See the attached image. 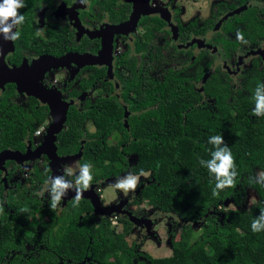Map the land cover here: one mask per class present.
<instances>
[{
    "label": "flooded vegetation",
    "instance_id": "obj_1",
    "mask_svg": "<svg viewBox=\"0 0 264 264\" xmlns=\"http://www.w3.org/2000/svg\"><path fill=\"white\" fill-rule=\"evenodd\" d=\"M63 58L62 66L49 68L38 80L37 61L48 65ZM37 80L44 88L40 100L18 88L21 81L29 91ZM160 89L169 103L182 93L189 108L218 113L225 91L233 112L239 108L250 118L264 112V0H0V135L13 125L25 126L26 132L16 148L9 147L10 140L0 142V154H18L0 163V264H73L61 257L62 232L73 237V201H78L73 187H93L101 205L122 203L121 210L154 220L151 232L158 235H149L146 224L135 226L122 214L111 221L94 214L91 206L97 224L110 220L119 232L120 219L131 224L128 237L137 238L131 243L137 246L135 264L150 256L139 247L162 243L160 221L168 223L171 249L186 225L202 231L203 219L188 224L150 206L152 212L141 213L142 192L153 182L150 170L131 172L141 147L161 143L158 129L165 126L202 125L180 122V109L168 115L178 122L160 123ZM50 104L65 111L54 146ZM37 112L44 121L28 127ZM73 114L83 129L74 154ZM87 143L119 146L121 156H112L124 170H97L96 179L92 166L83 168L88 174L78 184L70 158ZM129 174L141 179L134 189L132 183L124 185L128 196L120 191L115 200L105 201L99 188Z\"/></svg>",
    "mask_w": 264,
    "mask_h": 264
},
{
    "label": "trees",
    "instance_id": "obj_2",
    "mask_svg": "<svg viewBox=\"0 0 264 264\" xmlns=\"http://www.w3.org/2000/svg\"><path fill=\"white\" fill-rule=\"evenodd\" d=\"M166 93L165 89L159 90L164 111L158 115L160 123L178 122L168 115H172L169 110L180 109V122L184 118L186 123L202 125L158 129L162 142L142 146L140 159L131 172H152L153 182L142 192L148 206L188 224L199 219L205 224L196 238L186 225L180 240L172 245L170 256L145 255L147 262L140 264H264V112L251 114L253 118L246 117L239 108L233 112L226 104L225 91L218 113L185 106L182 93L169 103ZM74 117L73 114V154L83 138L81 123L77 125ZM44 119V114L37 112L26 124L31 127ZM94 122L96 136L101 137L104 133L100 120ZM25 136V126L13 125L3 130L0 142L10 140L9 147L16 148ZM118 148L87 143L79 165L88 169L92 166L96 179L97 170H124L112 156L113 152L121 156ZM106 159L109 161L105 165ZM247 190L253 191L258 201L252 211L244 207ZM228 199L238 209L223 211L222 204ZM216 212H223L221 222ZM119 221L121 232L110 220L101 219L97 224L87 200L73 201V237L70 232H62V259L72 260L73 264H135L137 246L127 242L131 224L126 219Z\"/></svg>",
    "mask_w": 264,
    "mask_h": 264
},
{
    "label": "rangeland",
    "instance_id": "obj_3",
    "mask_svg": "<svg viewBox=\"0 0 264 264\" xmlns=\"http://www.w3.org/2000/svg\"><path fill=\"white\" fill-rule=\"evenodd\" d=\"M88 174V172L86 171V169H83V167H81L80 165L77 164V162L73 163V175H76L77 177V183L80 184V180L83 179L86 175ZM139 177H132L130 174L125 178V179H117V180H113L111 182H107L105 184H103V186H101V188H99L101 191L100 193L102 194V197L105 199V201H110V200H115L117 193L121 191V193H123V195L126 197L128 196V192L125 191L124 185L128 184V183H132V188L134 189V186L140 182ZM257 197L255 195V193L251 190H247L246 194H245V199H244V207H246V209L248 211H252L257 204ZM141 205H142V209H141V213L143 215L148 214L149 212H152L151 208L148 207L146 201L144 199H142L141 201ZM223 205V211H229L232 209H238V206L233 202L232 199H228L226 201H224ZM103 207H108V206H104ZM211 214H214V212H210ZM217 213V217L219 219V221H221V217H222V213L220 212H216ZM106 218V217H104ZM118 215L114 214L113 216L107 218V219H111V221H117ZM157 226V225H156ZM196 226V225H195ZM168 223L166 221H160L158 223V228H159V237L162 241V243H158L157 241H149L146 242V244L142 245L141 247H139V252H145L148 253L151 257L153 258H164V257H168L171 255V245L169 243L170 241V235L167 234L168 233ZM195 230L197 229V227L194 228ZM120 231V228H119ZM137 231H140L138 228L134 231V233H137ZM180 228H177L176 230V234L177 236L175 237V239H177L178 234H179ZM194 232V231H193ZM202 231H200L199 229H197L194 232L195 238L198 237L200 235ZM152 234L153 235H158L156 234L155 230L152 229ZM166 238L167 243H165ZM137 240L135 234L132 233V235L130 237L127 238V242L129 244H131L133 241Z\"/></svg>",
    "mask_w": 264,
    "mask_h": 264
},
{
    "label": "water",
    "instance_id": "obj_4",
    "mask_svg": "<svg viewBox=\"0 0 264 264\" xmlns=\"http://www.w3.org/2000/svg\"><path fill=\"white\" fill-rule=\"evenodd\" d=\"M64 59L66 58H63L62 60H56L55 62L48 64V65L45 64L46 61L45 63L43 61H37L33 65V70L40 72V74L38 75V80L43 75V72L46 70H49V68H59L60 66H62ZM2 65H4L3 62H2ZM21 71L22 70H18L17 72L21 74ZM14 80L15 79H12V80L9 79V81L11 82H15ZM38 80L33 85L35 87H32V86L29 87V91L28 89H26L27 88L26 84L22 85L21 81L19 82L17 81V85H18L19 90H21L22 92H28L30 96H33L36 99L40 100L41 92L44 91V88L40 85H37ZM50 109H51V114L54 116V123L52 124L50 131H49L50 132V143L54 146L56 135L62 129V124L65 118V111L64 109L60 111L57 104H50ZM82 154H83V147H81L79 152L73 155V157L70 158V160L73 161V163L76 161H79L82 157ZM16 155H18L16 152L4 151L0 154V163H3L6 159H13L15 158ZM73 199L88 200L94 210V214L98 216L109 218L113 216L114 214H117V215L122 214L128 218L131 224L135 226L146 224L149 235H153L151 232V227L154 223V220H144V219L133 216L132 213L129 211L121 210L124 206V204L122 203L115 205V206L103 207L100 203L99 197L94 192L93 187H91L89 190H83L81 188L73 187ZM223 218L224 216L222 214L221 221L223 220ZM195 224L196 223H194V226Z\"/></svg>",
    "mask_w": 264,
    "mask_h": 264
},
{
    "label": "built area",
    "instance_id": "obj_5",
    "mask_svg": "<svg viewBox=\"0 0 264 264\" xmlns=\"http://www.w3.org/2000/svg\"><path fill=\"white\" fill-rule=\"evenodd\" d=\"M36 135H39V131L36 132Z\"/></svg>",
    "mask_w": 264,
    "mask_h": 264
}]
</instances>
